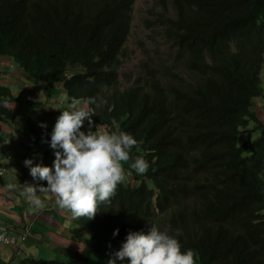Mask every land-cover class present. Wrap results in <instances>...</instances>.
<instances>
[{
  "label": "trees",
  "instance_id": "obj_1",
  "mask_svg": "<svg viewBox=\"0 0 264 264\" xmlns=\"http://www.w3.org/2000/svg\"><path fill=\"white\" fill-rule=\"evenodd\" d=\"M133 2L129 0L128 5ZM174 2L177 12L166 16L165 0L157 1L161 11L156 22L176 45L177 59L184 58L181 61L190 67L202 65L206 75H220L213 77L211 91L206 92L212 102L203 104L196 100V93H181L180 103L185 100L195 116H183L163 141L169 148L165 155L162 143L155 146L151 131L145 129V135L133 128L137 120L132 118L137 112L145 113V108H150L151 115L161 113V98L144 95L120 101L116 95L114 100L101 93L103 87L112 88L118 82L116 71L125 53L129 9L102 10L95 20L86 21L78 15L82 0H0V56L9 57L44 83L45 93L51 94L64 83L68 104L74 98L89 101V109L96 114L92 130L99 124L117 122L131 127L137 144L144 142L141 152L135 146L136 153L130 150V159L121 162L131 170L134 184L122 181L110 202L98 204L93 219L80 217L92 235L71 263L108 264L122 248L120 233L136 217L142 225H159L164 220L183 234L192 232L196 243L186 247L195 252L199 264L224 255L233 256L231 264H264V124L254 112L256 98L264 96V0ZM204 52L210 55V63ZM70 65L85 72L68 78ZM2 75L0 70V143H5L9 138L1 126L9 124L6 118L13 113L6 104L15 98L1 84ZM92 98L96 103L90 102ZM209 114L214 117L204 120ZM39 118L46 123L43 114ZM32 125L28 121V131ZM84 128H90L87 120L81 131ZM196 135L203 141L197 156L191 147ZM27 137L28 149L37 153L39 138L31 132ZM172 146L192 153L194 163L184 167ZM57 150L46 148L41 165L54 168ZM137 157L149 165L145 174L131 168ZM36 181L38 188L47 186V181ZM148 181L158 189L160 214L151 204ZM117 229L119 233L114 235ZM75 235L82 239L77 232ZM44 239L34 238L35 248L32 244L30 251L51 241ZM34 260L26 263L37 264Z\"/></svg>",
  "mask_w": 264,
  "mask_h": 264
},
{
  "label": "clouds",
  "instance_id": "obj_2",
  "mask_svg": "<svg viewBox=\"0 0 264 264\" xmlns=\"http://www.w3.org/2000/svg\"><path fill=\"white\" fill-rule=\"evenodd\" d=\"M157 1L155 6L159 7L158 12H160V5H157ZM174 1L171 0L169 3V0H165L164 7L169 8V12H165L166 16L174 15L177 12V5ZM136 2L137 0H134L132 5H128L129 0H82L78 15L81 19L93 21L102 10L121 12L123 9H129L126 18L129 32L124 47L125 53L122 57V65L116 71L118 82L112 88L103 87L101 93L110 95L114 100L116 95L120 101L139 99L144 95L161 98L163 101L161 113L151 115L150 108H145V113L137 112L132 118L137 120L133 128H139L145 135H147L144 132L145 129L151 131L155 146L162 143L163 152L166 155L169 148L163 141L174 131L183 116H195L185 100L182 99L180 103L181 93H196V100L203 104L212 102L213 98L206 92L211 91L213 77L220 74L212 72L210 75H206L202 65L190 67L182 62L184 58L177 59L178 49L173 42L167 39L159 22H156L157 12L155 21L146 24L148 16L145 19V24L148 27H158L162 30L164 39L172 48L169 50L171 61L161 67L146 63L143 68H139L137 76L130 73L121 77L119 71L124 66L127 44L132 37ZM154 9L155 7L150 10V15H153ZM171 55H174L173 60ZM204 55L210 63V55L206 52ZM0 58L8 60L7 70H21L36 86L37 83H40L41 85L37 86L40 89V94L45 97L59 98L60 106L57 108L61 107L60 97L64 93V104L66 105L62 112L57 111L59 114L48 116L45 113L46 106L38 102L40 95L35 100L36 102L29 101L27 93L33 90L24 89L23 93L16 95L10 87L2 84L7 70L2 69L4 65L0 64V70L3 73L1 84L9 88L11 95L15 98L14 102L6 104L13 113L11 118H6L7 121L10 120L9 124L4 123L1 126L9 139L5 143H0L1 153L4 152L3 145L7 144L5 148L7 150L0 156V175L5 176L13 161L16 163V167L22 171L20 179L10 181V184H17L18 187H21L19 191L11 190L6 194L0 188L3 195L0 204L7 207L0 208V250L3 249L5 253L9 254L7 257L0 252V264H27L26 260L30 258L35 259L37 264H79L76 261L71 263L70 260L72 257L75 259L76 254L84 250L86 240L90 239L92 235L91 231L83 227L80 217L93 219L98 212V204L110 202L116 192L117 185L122 181L128 179L134 184V176L129 173L131 170L122 166L121 162H127L130 159V150L136 153L135 146L141 152L144 142L139 141L137 144L133 138L131 127H122L117 122L99 124L95 130H92V116L96 114L94 110L89 109V101L74 98L71 104H68L64 83L58 84L54 92L47 94L44 83L42 84L29 76L9 57L0 56ZM38 60L40 67H43L40 59ZM156 70H158L157 74ZM69 71L71 75L68 78L85 72L82 67L73 65H70ZM178 76L180 77L179 85L177 84ZM262 80L264 83V77ZM31 89L34 88L31 87ZM261 89H263V84ZM178 94L180 95L177 97ZM260 99H264V96L256 98L254 112L257 119L264 124V118H260L256 112L257 101ZM90 102L96 103L95 98H92ZM57 108L53 109L57 110ZM33 112H37V115H32ZM42 114L46 119L44 124L39 118ZM213 117L214 114H209L205 116L204 120ZM86 120L89 122L90 128H84L81 131ZM28 121L32 122V128L37 123L39 124L40 135L33 133V136L38 137L41 142L37 153L28 149L27 135L30 134V131L33 132V129L28 131ZM147 121L151 125H148ZM46 127L49 128L48 133L45 131ZM23 136L27 137L26 147L21 146ZM15 142L18 145L15 146ZM50 147L62 150L55 152L54 168L41 165L44 161L46 148ZM191 147L197 156L203 147V141L196 135L191 141ZM16 148H20V151H16ZM171 149L184 167L194 163L195 159L192 153L176 150L173 146ZM7 161H11L10 164H7ZM25 166L30 169V172L26 170ZM131 168L137 174H145L149 165L143 157H137L131 164ZM29 178H33L32 185L26 183ZM36 179L47 181V186L41 185L38 188ZM147 184H149L148 189L152 193L151 204L156 213L160 214L156 196L158 189L149 181ZM14 187V185H9V188ZM40 216H47L48 220H50V216H56L57 220H50L55 224L48 223V221L37 224V219ZM75 232L82 236V239L77 238ZM118 233L119 229L114 235H118ZM120 234L122 235L120 238L122 248L115 253V258L109 260L108 264H199L195 252L186 247L196 243L193 233L183 234L171 225L164 223V220L159 225L151 223L142 225L135 217L127 223L124 232ZM71 237L75 243L81 244L83 249L71 248L68 244L69 241H72ZM34 238H48L51 241H46L42 247L36 248L38 251H30L32 244L35 248ZM7 248L9 249L7 250ZM117 259L119 260L116 261ZM221 260L231 264L234 258L231 255H224L209 264H225ZM83 264H95V262L83 261Z\"/></svg>",
  "mask_w": 264,
  "mask_h": 264
},
{
  "label": "rangeland",
  "instance_id": "obj_3",
  "mask_svg": "<svg viewBox=\"0 0 264 264\" xmlns=\"http://www.w3.org/2000/svg\"><path fill=\"white\" fill-rule=\"evenodd\" d=\"M156 0H137L135 5V21L133 24L132 30V37L130 38L127 49H126V59L124 60V66L119 71L121 72V77H124L130 73H133L134 76H137V71L139 68H143V65L146 63H150L153 66L159 65L160 67L168 63L170 60L169 58V50L172 49L169 44L166 42L162 35V30L158 27H148L146 24H151L155 21V14L159 11V7L155 6ZM171 0H169V3ZM153 15H150V10L154 8ZM148 18L146 24L145 19ZM174 55H171V59L173 60ZM4 65V70L8 68V60L0 58V64ZM125 80V79H124ZM2 84L11 88V90L16 94L20 95L19 93H23L24 89L33 90L32 92H28L29 101H35L39 97V104L46 106L45 113L48 116L57 115V111L62 112V109L66 107L64 104V93L61 94L60 101L62 102L61 107L59 104V98L56 97H45L44 95L40 94V89L37 86H40V83H37V86L34 82H31L28 79V76L24 74L21 70L18 69H11L5 72V76L2 80ZM33 87L34 89H31ZM264 89V83H263ZM36 102V101H35ZM264 99H260L257 101L256 112L260 118H264ZM81 106V105H79ZM78 106V107H79ZM13 108V107H12ZM53 108H57L54 110ZM7 129V128H6ZM45 131L48 133L49 128L46 127ZM31 132V131H30ZM40 135L39 132V124L37 123L33 128V132L31 134ZM21 146H25L27 143V137H22ZM14 145H18L17 142ZM7 144H4L2 148H4V152ZM26 147V146H25ZM13 149V148H12ZM16 151H20V148H16ZM1 153L0 147V156L4 153ZM15 152V151H14ZM11 161H7V164H10ZM26 167V166H25ZM26 170L30 172V169L26 167ZM20 174L22 171L19 167H16V163L13 161L10 166L8 167V171L6 172L5 176L2 177L0 175V188L2 192L8 194L9 191H19L21 187H18L17 184H10V181L13 179L18 180L20 179ZM33 178H29L26 180V183L32 185ZM9 185H14V188H9ZM9 198V196H8ZM0 199H3V195L0 192ZM0 208H7L5 206H1ZM51 221L57 220L56 216H50L49 218ZM47 216H40L37 219V224H40L42 221H48ZM53 223V222H51ZM55 224V223H53ZM52 225V224H50ZM70 238V237H68ZM72 241H69L68 244L71 248L75 250L83 249L81 244L75 243L73 241V237H71Z\"/></svg>",
  "mask_w": 264,
  "mask_h": 264
},
{
  "label": "crops",
  "instance_id": "obj_4",
  "mask_svg": "<svg viewBox=\"0 0 264 264\" xmlns=\"http://www.w3.org/2000/svg\"><path fill=\"white\" fill-rule=\"evenodd\" d=\"M1 205H3V204H1ZM7 205H8V204H7ZM3 206H4V205H3ZM43 207H44V206H43ZM0 252H1L2 255H5V256H7V257L9 256V254H8V253H5L3 249L0 250Z\"/></svg>",
  "mask_w": 264,
  "mask_h": 264
}]
</instances>
